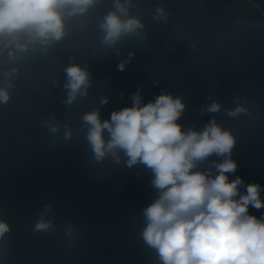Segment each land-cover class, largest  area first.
Listing matches in <instances>:
<instances>
[{
	"label": "water",
	"instance_id": "1",
	"mask_svg": "<svg viewBox=\"0 0 264 264\" xmlns=\"http://www.w3.org/2000/svg\"><path fill=\"white\" fill-rule=\"evenodd\" d=\"M126 6L145 27L114 44L104 42L100 28L114 0H97L84 14L65 16L61 40L45 43L24 33L0 55V88L10 95L0 104V219L11 226L0 242V264H160L141 235L143 209L158 195L151 170L127 167L122 152L119 160L97 161L82 119L97 109L101 120L110 119L132 105L138 89L144 103L161 92L182 96L186 108L178 122L185 130L202 129L214 116L237 141L238 168L229 178L264 187V0H131ZM157 7L166 20L154 19ZM70 64L87 69L90 85L68 105ZM213 100L221 110L202 113ZM236 104L248 113L228 116ZM222 159L209 157L195 170ZM249 212L259 218L264 208ZM41 217L54 229L35 231Z\"/></svg>",
	"mask_w": 264,
	"mask_h": 264
},
{
	"label": "clouds",
	"instance_id": "2",
	"mask_svg": "<svg viewBox=\"0 0 264 264\" xmlns=\"http://www.w3.org/2000/svg\"><path fill=\"white\" fill-rule=\"evenodd\" d=\"M97 0H0V34L28 33L42 42L61 40L65 33V16L84 14ZM131 0H114L115 10L103 18L100 28L104 42L114 44L122 35L137 33L145 25L129 13ZM157 21L167 19L163 7L156 8ZM134 55V53L129 54ZM118 69L124 71L126 62ZM68 99L71 105L77 95H86L90 85L87 69L78 64L65 68ZM10 95L0 88V104ZM130 107L114 110L110 119L101 120L99 110L83 116L88 126L87 141L97 161L119 153L127 158V167L142 164L152 173V186L158 195L143 209L144 242L155 250L160 264H264V215L250 214L249 208H264L259 183L244 185L241 177L230 179L238 164L232 159L236 137L213 116L202 129L184 126L178 121L186 104L182 96L161 92L144 103L140 90L132 94ZM102 103H107L105 98ZM222 104L213 100L201 109L218 113ZM227 115L247 114L242 104L227 109ZM57 126L50 125L55 133ZM107 133V136L105 135ZM65 132V139L71 138ZM206 170L200 164L212 156ZM213 169L215 173L213 174ZM241 186L245 191L241 192ZM51 210V205H45ZM52 220L39 218L35 231H51ZM11 231L0 219V242ZM67 235H71L69 230Z\"/></svg>",
	"mask_w": 264,
	"mask_h": 264
},
{
	"label": "built area",
	"instance_id": "3",
	"mask_svg": "<svg viewBox=\"0 0 264 264\" xmlns=\"http://www.w3.org/2000/svg\"><path fill=\"white\" fill-rule=\"evenodd\" d=\"M21 36L20 33L0 34V55Z\"/></svg>",
	"mask_w": 264,
	"mask_h": 264
},
{
	"label": "bare ground",
	"instance_id": "4",
	"mask_svg": "<svg viewBox=\"0 0 264 264\" xmlns=\"http://www.w3.org/2000/svg\"><path fill=\"white\" fill-rule=\"evenodd\" d=\"M21 35H22V34H21ZM3 52H4V51H3ZM3 52H2V53H3Z\"/></svg>",
	"mask_w": 264,
	"mask_h": 264
}]
</instances>
